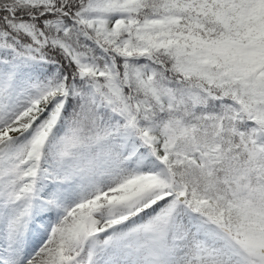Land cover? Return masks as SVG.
I'll return each mask as SVG.
<instances>
[{"label":"snow or ice","instance_id":"6c2138e0","mask_svg":"<svg viewBox=\"0 0 264 264\" xmlns=\"http://www.w3.org/2000/svg\"><path fill=\"white\" fill-rule=\"evenodd\" d=\"M0 264H264V0H0Z\"/></svg>","mask_w":264,"mask_h":264}]
</instances>
